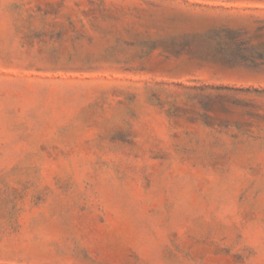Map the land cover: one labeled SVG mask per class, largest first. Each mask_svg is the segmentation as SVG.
<instances>
[{
  "label": "rangeland",
  "instance_id": "obj_1",
  "mask_svg": "<svg viewBox=\"0 0 264 264\" xmlns=\"http://www.w3.org/2000/svg\"><path fill=\"white\" fill-rule=\"evenodd\" d=\"M0 264H264V0H0Z\"/></svg>",
  "mask_w": 264,
  "mask_h": 264
}]
</instances>
